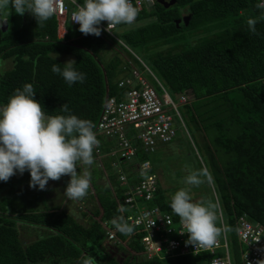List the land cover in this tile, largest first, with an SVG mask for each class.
<instances>
[{
    "label": "trees",
    "instance_id": "16d2710c",
    "mask_svg": "<svg viewBox=\"0 0 264 264\" xmlns=\"http://www.w3.org/2000/svg\"><path fill=\"white\" fill-rule=\"evenodd\" d=\"M5 7L9 15L0 13V21L7 19L4 32L0 22V59L9 58L13 65L0 75V102H6L14 89L32 83L34 98L46 114H62L59 107L66 103L73 114L90 120L95 131L105 90L107 99L118 96L126 90L118 86L119 81L133 78L132 62L122 48L126 55H133L132 51L102 29L98 37L85 35L69 21L60 36L55 15L41 23L26 11L18 26L14 9ZM184 15L188 23L177 25L176 20ZM248 18L257 20L254 33L248 29ZM119 26L127 28L122 35L127 46L156 48L149 54L151 73L157 78L153 80L161 92L160 84L178 99L179 113L188 124L184 126L191 158L205 173L209 204H219L230 255L234 252V263L241 264L244 246L237 237L238 219L245 215L264 227V7L257 0H174L169 7L154 0L138 11L131 25ZM54 53L71 55L74 67L85 74L84 82L69 87L54 74L52 64L64 63L53 60ZM182 97L185 101L180 103ZM97 139L102 152H107L102 136ZM152 154L139 150L137 158L149 160L155 172L157 160ZM111 161L102 160L98 181L90 174L87 204L79 205L83 206L79 211L82 221L60 204L47 206V191L37 192L36 204L29 205L12 196V176L0 182V192L7 190L0 193V264H206L211 257L208 253L148 259L140 242L144 232L127 239L118 231L119 242L105 241L107 228H113L112 221L124 214L120 211L124 192ZM121 164L133 178L131 164ZM15 175L19 181L30 179L27 171ZM104 175L107 184L102 182ZM39 200L45 207L37 205ZM168 202L159 187L155 200L146 205L155 203L166 211ZM108 246L125 250L127 255L118 257Z\"/></svg>",
    "mask_w": 264,
    "mask_h": 264
},
{
    "label": "clouds",
    "instance_id": "9594fccd",
    "mask_svg": "<svg viewBox=\"0 0 264 264\" xmlns=\"http://www.w3.org/2000/svg\"><path fill=\"white\" fill-rule=\"evenodd\" d=\"M5 6L21 15L30 11L36 21L42 23L55 14L60 0H0V8ZM137 15L132 0H82V3L77 0L69 20L78 23V31L82 34L98 37L102 21L107 22L106 30L110 31L119 25H131ZM256 23L255 18L247 19L250 32L256 31ZM56 55L54 53L53 60ZM75 64L71 59L63 64L55 62L51 71L71 87L74 83H83L86 78ZM34 94L32 83H25L14 89L6 102H0V182L27 171L29 187L44 190L49 180L67 175L64 196L67 200H81L89 191L91 175L89 171L78 172V165L99 168L93 164V151L99 144L94 124L73 114L66 103L59 107L62 114L48 115ZM204 175L191 171L183 183L199 186ZM168 206L179 218L177 232L187 233L186 243L195 248H212L225 230L217 225V206L193 200L190 187H181L171 194ZM112 223L123 235H130L134 230L123 216Z\"/></svg>",
    "mask_w": 264,
    "mask_h": 264
},
{
    "label": "built area",
    "instance_id": "2783aa9c",
    "mask_svg": "<svg viewBox=\"0 0 264 264\" xmlns=\"http://www.w3.org/2000/svg\"><path fill=\"white\" fill-rule=\"evenodd\" d=\"M257 1L264 7V0ZM76 2L77 0H60V6L54 14L59 25L62 21L65 31L67 21L71 26L78 27V23L69 20L70 12L75 10ZM79 2L82 3V0ZM132 4L140 11L145 5L151 6L153 0H132ZM106 25L107 22L102 21L101 29L115 37L114 29L108 31ZM147 70L151 73L148 68ZM131 74L133 78H124L119 81L118 86L126 90L118 96L107 99L96 125V136H102L108 151L102 152L100 140L93 151V164L101 166L104 158L112 160L111 166L117 175L118 185L123 189L125 197L123 217L134 227L133 232L125 236L131 239L137 233L144 232L140 242L148 259L154 256L172 258L208 253L211 257L206 264H233L224 217L219 204H217L218 226L225 230H222L217 243L208 249L195 248L187 244V233L177 232L180 230L179 222L175 223L170 212L162 210L155 203L146 205V202L155 200L159 181L157 174L152 171V163L149 160H138L137 152L143 150L150 154L159 145L172 142L177 135L175 116L181 122L182 119L177 105L163 85L160 84L162 94L159 96L136 69L132 68ZM152 77L157 80L153 74ZM184 101L185 98L182 97L180 103ZM183 127L185 129L184 124ZM121 161L126 162L127 167L131 164L133 178L130 179L127 176ZM115 220L118 221V219ZM105 234L106 242L120 241L115 226L107 228ZM237 237L244 246L241 262L264 264V227L258 222L249 221L243 215L238 219Z\"/></svg>",
    "mask_w": 264,
    "mask_h": 264
},
{
    "label": "rangeland",
    "instance_id": "374dc122",
    "mask_svg": "<svg viewBox=\"0 0 264 264\" xmlns=\"http://www.w3.org/2000/svg\"><path fill=\"white\" fill-rule=\"evenodd\" d=\"M1 14L4 15H9V11L6 7H3L1 9ZM16 25H20L22 23V15L16 13ZM63 23L61 21L60 29L58 34L60 36L64 35L65 29H63ZM124 26H117L113 30V34L115 37H112V40L114 42H119L122 45H124L126 48H129L133 55L128 54L127 51H125L123 48L124 57L127 59L131 60L133 68L136 69L140 76L147 81L157 92L159 96H161L162 92L158 89L156 83L153 80V77L151 73L147 70V68L153 73V67L151 65L150 59H149V54H152L154 51H156V48H150L149 50H142V49H137L135 47H132L130 45L124 44L123 40V32L125 31ZM163 49H167L165 46ZM114 53V52H111ZM110 53V54H111ZM56 58L60 60L61 62H65L69 59L73 60L74 58L71 55L68 54H58L56 55ZM13 65V62L11 59L6 58V59H0V75L4 74L5 71L9 70ZM131 75V74H129ZM173 102L178 107V110L182 113L181 106L178 102L177 97H171ZM183 117V118H182ZM183 124L186 126L188 125L184 116H181ZM180 121L178 117L175 116V128L177 130V135L174 138L170 144L167 145H159V147L156 149L155 153L151 156L153 158H156L157 160V170L155 171L158 177L159 185L162 190V192L165 194V196L169 199L170 195L173 194L177 189L181 187H190L191 195L193 200L200 201L203 200L206 204L210 203L209 200V184L208 182L204 179L202 176L203 182L199 186H187L183 183L184 177L191 171H198L201 172L200 169L196 166L195 162L191 158L189 146L187 144V138L188 135L183 127V124ZM155 160V161H156ZM127 164V163H126ZM81 166V165H80ZM90 166H81L82 170L79 171L81 174L84 171H89L90 174L93 173L95 177H92L98 181L101 179V174L99 169L94 165L93 169L89 168ZM99 167H103V164ZM114 170V169H113ZM69 180V177L67 175L61 176L59 180H49L48 183L45 186L44 190H38L37 188H30L29 187V180L27 181H19V176L14 175L12 176V181L14 182L13 190L14 194L12 195L13 197L16 196V202L24 201L25 203L29 205H35L36 200L34 198V195L37 192H46L44 193V198L46 199V205H57L60 204L62 205L66 210L72 211L75 215L78 216V220L82 221V219L79 217L80 216V209L87 204L86 203V198L83 197L81 200H67L66 197L64 196V189L66 187V184ZM109 181L108 176L104 175L102 178V182L107 184ZM49 191V192H48ZM7 190H4L0 193H6ZM42 197V196H41ZM83 205L82 207H79V205ZM89 204V203H88ZM40 207H45L40 200L38 201V204ZM166 211L171 213V209L167 204V207L165 208ZM26 229L30 230H38V228L35 227H25ZM109 243V242H107ZM111 243V242H110ZM111 244H109L110 246ZM108 246V249H109ZM113 254H117L118 257H121L122 255H127V252L125 250L123 251H117L116 247L111 246L109 249ZM232 256V262L234 263L235 254L234 252L231 254ZM237 260V259H235ZM240 263L241 262V256H240Z\"/></svg>",
    "mask_w": 264,
    "mask_h": 264
},
{
    "label": "water",
    "instance_id": "95a60500",
    "mask_svg": "<svg viewBox=\"0 0 264 264\" xmlns=\"http://www.w3.org/2000/svg\"><path fill=\"white\" fill-rule=\"evenodd\" d=\"M196 1H200V0H193V2H196ZM158 2L160 4H162V5H164V7H169L170 5L174 4V0H169V1H166V0H158ZM3 20H6V22H1V29L4 32L7 29V19L4 18ZM187 20H188V16L187 15L186 16H183V17H181V18H179V19L176 20V24L179 25V23L181 21H184L185 24H187L188 23ZM106 101H107V90H105V99H104V102H106Z\"/></svg>",
    "mask_w": 264,
    "mask_h": 264
},
{
    "label": "crops",
    "instance_id": "0c3cea01",
    "mask_svg": "<svg viewBox=\"0 0 264 264\" xmlns=\"http://www.w3.org/2000/svg\"><path fill=\"white\" fill-rule=\"evenodd\" d=\"M57 28H58V32H59V29H60V25L58 24V26H57ZM66 33V31L64 32V34Z\"/></svg>",
    "mask_w": 264,
    "mask_h": 264
}]
</instances>
